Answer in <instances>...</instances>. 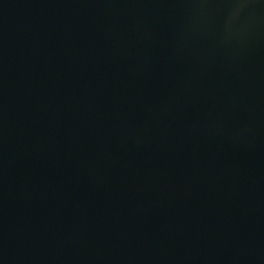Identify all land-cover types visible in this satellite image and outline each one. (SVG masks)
<instances>
[{
    "label": "water",
    "instance_id": "1",
    "mask_svg": "<svg viewBox=\"0 0 264 264\" xmlns=\"http://www.w3.org/2000/svg\"><path fill=\"white\" fill-rule=\"evenodd\" d=\"M0 264H264V0H0Z\"/></svg>",
    "mask_w": 264,
    "mask_h": 264
}]
</instances>
